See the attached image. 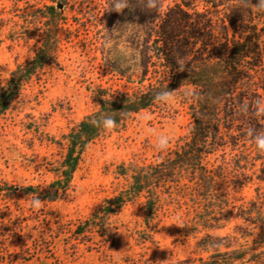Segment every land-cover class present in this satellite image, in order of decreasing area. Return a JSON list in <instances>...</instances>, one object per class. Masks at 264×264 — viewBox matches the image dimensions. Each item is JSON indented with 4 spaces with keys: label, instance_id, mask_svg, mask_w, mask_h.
<instances>
[{
    "label": "rangeland",
    "instance_id": "374dc122",
    "mask_svg": "<svg viewBox=\"0 0 264 264\" xmlns=\"http://www.w3.org/2000/svg\"><path fill=\"white\" fill-rule=\"evenodd\" d=\"M50 1L0 0V88L15 66L30 60L41 44L44 19L40 14L34 20L32 13ZM176 2L179 0H165L162 10ZM109 3L67 0L57 33L55 63L25 83L0 116V264H199L200 258L207 257L200 246L205 236L226 237L217 242L224 251L225 246L233 249L245 241L250 243L259 233V228L237 217L240 208L250 207L251 202L264 209V182L258 180L264 178V154L258 155L241 125L223 130V146L204 158L209 169H219L223 176L219 189L234 208L224 228L192 229L195 208L183 181L160 189L151 228L143 224V199L139 198L112 216L100 235L92 232L78 238L74 234L76 226L105 198L128 185L129 179L116 173L119 165L155 164L182 144L191 123L188 105L192 97L185 100L179 93L185 88L195 93L192 86L176 90L173 106L157 104L134 114L123 128L104 132L84 151L66 195L41 202L38 211L29 207L32 198L22 188H43L53 180L50 164L59 161L64 152L56 142L96 111L95 92L112 97L144 90L154 82L151 71L140 80L146 40L143 27L126 33L121 26L142 25L140 10L107 11ZM197 9L203 10L200 4ZM106 37L115 47L138 53L137 70L122 68V59L102 47ZM260 76H264V66ZM141 115L151 119L141 122ZM262 119L264 122V116ZM149 128L171 136L165 151L154 147L155 135L149 134ZM231 180L243 186L234 190Z\"/></svg>",
    "mask_w": 264,
    "mask_h": 264
},
{
    "label": "trees",
    "instance_id": "16d2710c",
    "mask_svg": "<svg viewBox=\"0 0 264 264\" xmlns=\"http://www.w3.org/2000/svg\"><path fill=\"white\" fill-rule=\"evenodd\" d=\"M66 2L51 0L42 10L32 13L34 20L40 14L44 19L43 39L33 57L16 65L1 86L0 116L8 110L25 83L46 65L55 63L57 33ZM255 3L256 0H251L245 6L241 0H179L165 10L161 8L157 14L139 11L146 38L140 80L143 81L151 71L154 82L144 90L112 97L101 91L95 92L96 111L84 116L56 142L64 152L59 161L50 164L53 180L43 188L27 186L22 191L31 198L38 197L41 202H54L64 197L84 151L105 132L93 126V119L102 114L112 115L119 121L117 129H121L134 114L158 104L153 101L157 91L164 88L176 91L182 86H192L195 95L188 105L191 123L182 144L158 163L119 165L116 173L127 177L128 185L105 198L76 226L74 234L78 238L92 232L100 235L112 216L139 198L143 199V224L151 228L159 209L160 189L183 181L182 186L189 189L187 195L195 208L192 229L198 226L215 230L224 228L234 208L219 189L222 174L218 168L209 169L204 158L223 146V130L227 132L244 125L247 130L254 128L263 134L264 122L257 114L256 101L264 102V76H260L264 66V13L256 11ZM197 4L202 6V11H198ZM179 59L185 60L187 70L177 71ZM261 107H264L263 103ZM255 151L258 155L264 154L256 147ZM258 180L264 182V178ZM230 185L234 190L243 186L235 180H231ZM6 189L13 191L8 186ZM237 217L259 228V233L250 243L245 241L233 249L225 246L224 251L217 242L226 237L205 236L200 246L207 257L200 258L199 264H264V209L251 202L250 207L240 208Z\"/></svg>",
    "mask_w": 264,
    "mask_h": 264
},
{
    "label": "clouds",
    "instance_id": "9594fccd",
    "mask_svg": "<svg viewBox=\"0 0 264 264\" xmlns=\"http://www.w3.org/2000/svg\"><path fill=\"white\" fill-rule=\"evenodd\" d=\"M241 3L246 6L251 3V0H241ZM253 7L258 13H264V0H256V3L253 5ZM126 8L129 10L138 8L143 13L157 14L162 8V0H110L107 11L122 13ZM121 26L126 33L139 31L140 27H143V25L139 23H124ZM102 47L106 51H111L114 55H118L122 59V68H126L129 71L137 70L140 60L138 53L128 50L127 47H115L110 37H106L104 39ZM177 66V71L183 72L187 70L186 62L184 59H179L177 61ZM177 95L178 93L175 90L164 88L155 93L153 101L164 106L165 108H168L176 103ZM179 95L183 96L185 100H188L189 98L193 97L195 93L191 89L185 88L179 93ZM101 99H104V97H101ZM262 103L264 102H262L261 100L256 101L257 114L264 116V107H261ZM150 119V115H141L140 117H138V120L141 122L148 121ZM91 123L93 124V126L98 127L107 133H111L119 127V121L114 116L108 114H102L100 118L93 119ZM147 131L149 132V134L155 135L154 147L157 150L165 151L168 148L171 142V136L169 134H156L154 130L150 128L147 129ZM246 134L253 140L257 151L260 153H264V134L257 133L254 128H249ZM29 207L33 211H38L41 208L40 199L36 196H33L31 201L29 202ZM177 226L179 227L181 225Z\"/></svg>",
    "mask_w": 264,
    "mask_h": 264
},
{
    "label": "water",
    "instance_id": "95a60500",
    "mask_svg": "<svg viewBox=\"0 0 264 264\" xmlns=\"http://www.w3.org/2000/svg\"><path fill=\"white\" fill-rule=\"evenodd\" d=\"M58 7H59V8H61V6H60V5H59Z\"/></svg>",
    "mask_w": 264,
    "mask_h": 264
}]
</instances>
